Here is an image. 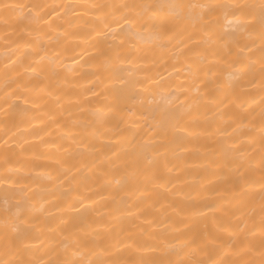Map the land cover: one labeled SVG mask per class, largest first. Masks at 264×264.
I'll return each mask as SVG.
<instances>
[{
	"label": "bare ground",
	"instance_id": "obj_1",
	"mask_svg": "<svg viewBox=\"0 0 264 264\" xmlns=\"http://www.w3.org/2000/svg\"><path fill=\"white\" fill-rule=\"evenodd\" d=\"M260 3L0 0V264H264Z\"/></svg>",
	"mask_w": 264,
	"mask_h": 264
},
{
	"label": "snow or ice",
	"instance_id": "obj_2",
	"mask_svg": "<svg viewBox=\"0 0 264 264\" xmlns=\"http://www.w3.org/2000/svg\"><path fill=\"white\" fill-rule=\"evenodd\" d=\"M145 10L147 11H151L153 16H155L157 13H164V12H172L176 9H179L180 7H182V5L179 4H155V5H144L143 6ZM200 7H205L208 8L210 7L209 5H200ZM259 9H260V15H259V20L260 23L262 25V27H264V0H261V3L259 5ZM125 22L126 23H131L130 20H128V18H125Z\"/></svg>",
	"mask_w": 264,
	"mask_h": 264
}]
</instances>
